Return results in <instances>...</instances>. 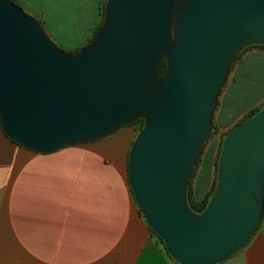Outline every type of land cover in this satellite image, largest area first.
Instances as JSON below:
<instances>
[{
    "label": "water",
    "instance_id": "water-1",
    "mask_svg": "<svg viewBox=\"0 0 264 264\" xmlns=\"http://www.w3.org/2000/svg\"><path fill=\"white\" fill-rule=\"evenodd\" d=\"M252 45L264 46V0H106L102 27L74 53L0 0V125L19 146L51 153L142 119L128 158L141 214L177 263L219 264L262 219L264 107L224 139L201 214L187 193L231 65Z\"/></svg>",
    "mask_w": 264,
    "mask_h": 264
},
{
    "label": "crops",
    "instance_id": "crops-1",
    "mask_svg": "<svg viewBox=\"0 0 264 264\" xmlns=\"http://www.w3.org/2000/svg\"><path fill=\"white\" fill-rule=\"evenodd\" d=\"M16 1L43 20L46 1H53L75 18L80 33L94 14L90 31L97 29L106 0ZM218 103L216 130L205 147L213 148L207 180L199 189L197 170L192 182L197 201L212 186L224 135L264 104V50L242 55ZM137 135L130 125L97 141L37 153L13 142L0 126V264H178L153 237L129 185L128 158ZM219 264H264V209L249 243Z\"/></svg>",
    "mask_w": 264,
    "mask_h": 264
},
{
    "label": "rangeland",
    "instance_id": "rangeland-1",
    "mask_svg": "<svg viewBox=\"0 0 264 264\" xmlns=\"http://www.w3.org/2000/svg\"><path fill=\"white\" fill-rule=\"evenodd\" d=\"M13 1L20 8H22L26 13L34 17L42 25V27L47 32V34L50 36L52 41L60 49H62L63 51L67 53H74L77 50L83 48L89 43V41L93 37V34L95 31L91 32L90 29L92 28L91 23L93 22L94 16H96L95 14L93 16H90L91 18L88 17V19H86L87 22L83 26L84 27L83 31L80 33H77L75 32V26H74L75 18L72 19L71 16L68 17L67 15H64L66 12L64 10V7H62L61 5L60 6L57 5V7L52 6V4L50 3L53 1H46L48 4L47 10H46L48 17L43 20L41 16L35 15L33 13H29L27 9H25L24 7H21L18 1L16 0H13ZM58 3L61 4L60 1H58ZM230 75H229L228 81L230 80ZM124 127H127V126H124ZM210 140L211 138L209 139V141ZM203 153H206L205 157L203 156ZM203 153L200 156V163L198 164L197 169H196V171L197 170L201 171V177H200V182H199V185H200L199 189L201 190L205 185V182L207 180V175L211 167V157L213 154V148H211L210 150H206V148H204Z\"/></svg>",
    "mask_w": 264,
    "mask_h": 264
},
{
    "label": "trees",
    "instance_id": "trees-1",
    "mask_svg": "<svg viewBox=\"0 0 264 264\" xmlns=\"http://www.w3.org/2000/svg\"><path fill=\"white\" fill-rule=\"evenodd\" d=\"M11 1H13V0H11ZM13 2H14V1H13ZM14 3H15V2H14ZM105 4H106V1L104 2L103 8H102V18H101V22H100L99 26L97 27V29L95 30V32H94V34H93V37L96 35V33L100 30V28H101L102 25H103V17H104V13H105ZM93 37H92V39H93ZM92 39L89 41V43L92 41ZM89 43H88V44H89ZM88 44H87V45H88ZM87 45H86V46H87ZM86 46H85V47H86ZM253 48H258V49H262V50H264V46H261V45H252V46H250V47L245 48V49H244V50H243V51H242V52H241V53L235 58V60L233 61L232 65H231V68H230L229 75H230V73L232 72L235 63H236V62L242 57V55H243L246 51H248V50H250V49H253ZM166 69H167V62H166V61H163L162 64L160 65L159 69H158L157 77H158V78L163 77V75H164L165 72H166ZM229 75H228V77H227V80H226V82H225L223 88H222L221 91H220L219 96L221 95L222 90L224 89L225 85L227 84V81H228ZM218 104H219V103H217V106H218ZM263 107H264V104H262L261 106H259V107H257V108L252 109V110L250 111V113H249L244 119H246V118L252 116L256 111H258L259 109H261V108H263ZM215 110H216V108H215ZM244 119H243V120H244ZM243 120H242V121H243ZM212 121H213V120H212ZM0 126H1V125H0ZM131 126H133V127L138 131V133H139V132L143 129V127H144V121H143L142 119H138V120H137L134 124H132ZM215 130H216V126L213 125L212 132L209 134L208 139H207L205 145L203 146V148H202V150H201V152H200V154H199V157H198V159H197L196 166H195L194 171H193V173H192V176H191V178H190V183H189V187H188V193H187L188 204H189L190 209H191L193 212L197 213V214H201V213L207 208V206H208V204L210 203L212 197L215 195V191H216V189H217V187H218V165H219V159H220L221 149H222V145H223L224 139L227 137V135H228L229 132L231 131V130H230L228 133H226V134L224 135L223 140H222L221 147H220V149H219V152H218V155H217V158H216V161H215V174H214V181H213V183H212V186H211L210 190L206 193V195L204 196V198L201 199V200H199V201H197V200H195L194 197H193V187H192L191 182H193V178H194V176H195V171H196V169H197L198 164L200 163V156H201V154L203 153V150H204V148L206 147V145H207L209 139L214 135ZM259 224H260V223H259ZM150 231H151L153 237L156 239L157 243L160 244V245L163 247V249L165 250V252L169 255V253H168L167 250H166V247H165L164 241H163L160 237H158V236L156 235V233H155L151 228H150ZM169 256H170V255H169ZM170 257H171V256H170ZM171 258H172V257H171ZM172 259H173V258H172ZM178 264H179V263H178Z\"/></svg>",
    "mask_w": 264,
    "mask_h": 264
}]
</instances>
